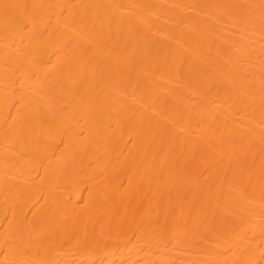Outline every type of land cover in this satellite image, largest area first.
I'll list each match as a JSON object with an SVG mask.
<instances>
[{"label":"bare ground","instance_id":"bare-ground-1","mask_svg":"<svg viewBox=\"0 0 264 264\" xmlns=\"http://www.w3.org/2000/svg\"><path fill=\"white\" fill-rule=\"evenodd\" d=\"M0 264H264V0H0Z\"/></svg>","mask_w":264,"mask_h":264}]
</instances>
